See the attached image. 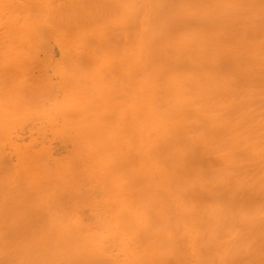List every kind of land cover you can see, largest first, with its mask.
<instances>
[{"label": "bare ground", "instance_id": "obj_1", "mask_svg": "<svg viewBox=\"0 0 264 264\" xmlns=\"http://www.w3.org/2000/svg\"><path fill=\"white\" fill-rule=\"evenodd\" d=\"M0 264H264V0H0Z\"/></svg>", "mask_w": 264, "mask_h": 264}]
</instances>
